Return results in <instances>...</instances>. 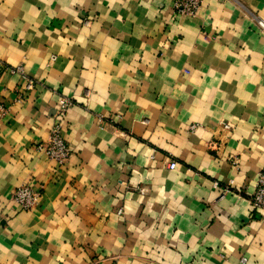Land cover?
I'll return each mask as SVG.
<instances>
[{"label":"crops","instance_id":"1","mask_svg":"<svg viewBox=\"0 0 264 264\" xmlns=\"http://www.w3.org/2000/svg\"><path fill=\"white\" fill-rule=\"evenodd\" d=\"M173 1L0 0V264H264V0Z\"/></svg>","mask_w":264,"mask_h":264},{"label":"built area","instance_id":"2","mask_svg":"<svg viewBox=\"0 0 264 264\" xmlns=\"http://www.w3.org/2000/svg\"><path fill=\"white\" fill-rule=\"evenodd\" d=\"M200 4V0H174L173 5L180 13L183 14H194ZM258 25L264 31V23L260 20L257 21ZM11 72H19L21 76L26 80L25 88H31L34 84L33 78L27 76L21 66H15L8 68ZM69 105V100L66 97H61L58 100L56 106V116L58 117L56 122L49 130L48 137L45 141L38 143L37 148L42 150L46 156L52 159L57 164H65L70 156V146L63 138L62 127L60 120L62 114ZM7 113V106L0 101V117ZM226 126V125H225ZM193 128V127H191ZM176 160L171 159L168 162L169 168H174L176 166ZM213 186H217V182H213ZM227 188H223L225 191ZM140 191H143L140 188ZM38 191L29 185H21L16 187L11 192V198L16 202L20 209H30L35 204L38 198ZM249 200L253 208H259L264 211V174H259L257 177L254 190L249 195ZM119 211V210H118Z\"/></svg>","mask_w":264,"mask_h":264}]
</instances>
